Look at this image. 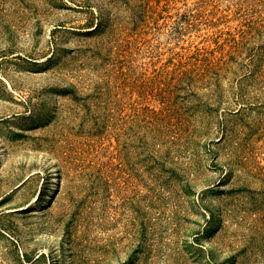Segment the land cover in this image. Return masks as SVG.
Listing matches in <instances>:
<instances>
[{
	"label": "rangeland",
	"instance_id": "1",
	"mask_svg": "<svg viewBox=\"0 0 264 264\" xmlns=\"http://www.w3.org/2000/svg\"><path fill=\"white\" fill-rule=\"evenodd\" d=\"M0 264H264V0H0Z\"/></svg>",
	"mask_w": 264,
	"mask_h": 264
},
{
	"label": "bare ground",
	"instance_id": "2",
	"mask_svg": "<svg viewBox=\"0 0 264 264\" xmlns=\"http://www.w3.org/2000/svg\"><path fill=\"white\" fill-rule=\"evenodd\" d=\"M37 190H38L37 191V194L32 197V199L29 201V204L26 206V208L35 206L38 203V201H39V199H40V197L42 195V188H41V186L38 187Z\"/></svg>",
	"mask_w": 264,
	"mask_h": 264
}]
</instances>
